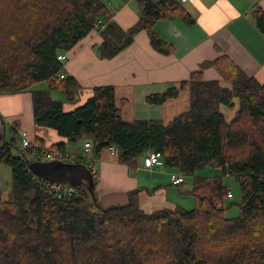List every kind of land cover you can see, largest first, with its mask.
<instances>
[{
    "label": "trees",
    "instance_id": "obj_1",
    "mask_svg": "<svg viewBox=\"0 0 264 264\" xmlns=\"http://www.w3.org/2000/svg\"><path fill=\"white\" fill-rule=\"evenodd\" d=\"M109 6L110 0H0V94L30 93L36 127L66 141L84 137L94 157L113 146L117 162L130 171L147 153H158L164 167L191 178L193 208L147 213L138 190L128 193L125 204L107 208L81 187L70 198L50 197L31 179L33 150H20L15 127H1L0 163L10 168L11 190L7 200L0 190V264H264V83L222 55L203 62L179 89L172 85L147 98L162 104L188 90L187 110L166 125L123 120L111 86L92 89L67 112L64 104H75L81 88L72 77L51 79L63 70L57 56L95 31L97 20L103 22L100 57H114L141 30L156 51L167 53L152 26L181 11L176 0H144L139 21L123 30ZM253 14L264 34V10L255 7ZM189 18L184 20L192 23ZM206 68L220 79L205 80ZM42 83L46 89H37ZM54 91L63 101L52 98ZM234 98L237 109L227 121L221 107ZM34 142L42 159L46 152H64L63 143ZM206 169L219 176L196 175ZM225 178H233L241 194L239 215L232 219L224 217L232 206H225Z\"/></svg>",
    "mask_w": 264,
    "mask_h": 264
},
{
    "label": "crops",
    "instance_id": "obj_2",
    "mask_svg": "<svg viewBox=\"0 0 264 264\" xmlns=\"http://www.w3.org/2000/svg\"><path fill=\"white\" fill-rule=\"evenodd\" d=\"M142 2L110 0L112 21L123 30L130 29L141 17ZM255 7L264 10V0H188L178 14L158 20L152 26L167 53L156 51L147 32L141 30L127 48L110 59L103 58L97 50L103 39L91 31L66 52L68 60L63 65V73L72 77L81 90L77 102L65 103L64 110L69 112L82 104L91 96L92 89L111 86L117 105L122 106L123 120H153L166 125L187 110L188 90H179L176 97L162 104L151 103L147 98L164 94L172 85L179 89V83L188 80L190 73L198 70L203 62L222 55H227L246 75L264 81V34L255 26ZM185 15L192 23L184 20ZM203 78L219 80L220 76L213 68H206ZM1 127L24 128L32 140L38 139L45 147L63 143L64 152L75 157H83V145L90 142L84 137L66 141L52 130L36 127L28 92L0 94ZM15 137L18 143L17 132ZM87 156L100 207L123 205L128 193L138 190L139 206L144 212L184 209L182 203L186 200H182L190 196L189 190L183 191L185 181L179 187L172 186L169 175L175 172L162 162L152 170L144 169L141 163L130 171L107 151L99 157Z\"/></svg>",
    "mask_w": 264,
    "mask_h": 264
},
{
    "label": "built area",
    "instance_id": "obj_3",
    "mask_svg": "<svg viewBox=\"0 0 264 264\" xmlns=\"http://www.w3.org/2000/svg\"><path fill=\"white\" fill-rule=\"evenodd\" d=\"M178 3L181 5H184L188 2V0H177ZM110 10H113L112 8ZM103 24L101 20H97L94 25V30L99 33L100 31V25ZM105 26V24H104ZM68 56L66 53H61L57 56V61L62 63L63 65L67 62ZM66 76L63 73V70L59 72L55 77H52L51 79H59L62 80ZM17 136H18V146L20 150H33L29 163L32 162H39V161H59L66 164H77L82 163L83 165L87 164L88 161V154L91 152L92 146L90 142H86L83 145V153L85 154L83 157H75L74 155L68 154L66 152L57 151V152H46L44 159H42L38 154V147L35 144L34 140H32L27 130L22 128L17 130ZM108 153L110 156H115V148L113 146L109 147ZM160 162V155L155 152H149L147 153L143 160H142V167L144 169H155ZM31 179L37 184L39 190L44 191L47 195L50 197H53L55 199L61 200L73 197L76 194V188L70 185H62L50 181L43 180L35 175H31ZM170 183L172 186L179 187L184 183L185 177L179 173H171L169 175ZM228 197H231V191L228 192Z\"/></svg>",
    "mask_w": 264,
    "mask_h": 264
},
{
    "label": "rangeland",
    "instance_id": "obj_4",
    "mask_svg": "<svg viewBox=\"0 0 264 264\" xmlns=\"http://www.w3.org/2000/svg\"><path fill=\"white\" fill-rule=\"evenodd\" d=\"M260 83H264V81H259ZM224 86H229L227 83L222 82ZM37 89H46V85L44 83L39 84L36 86ZM51 96L53 99L56 100H62L63 97L61 96L60 93L58 92H51ZM232 105L230 107H221L222 111L224 112V115L226 117V120L229 121L233 118L234 113L236 112L237 109V100L234 98L232 99ZM8 130V128H6ZM9 137V135H7ZM79 143V142H78ZM53 162V161H49ZM219 172H216L215 170L212 169H206L203 171H199L196 173L197 176H208L210 178L213 177H218ZM224 184L229 187L231 191V198L225 200V206L227 207L229 204H232L229 208H227L224 211V217L227 219H232L236 218L239 215V209H238V204L241 202V194L238 188L237 183L233 178H225L224 179ZM71 186V185H70ZM183 191L184 190H189L191 189V178H186L185 179V185L183 186ZM0 190H1V198L3 200H7L10 197V190H11V171L10 168L7 167L4 164L0 163ZM186 199H183L182 206L184 210H191L193 208V200L191 196H186ZM190 203V204H189Z\"/></svg>",
    "mask_w": 264,
    "mask_h": 264
},
{
    "label": "water",
    "instance_id": "obj_5",
    "mask_svg": "<svg viewBox=\"0 0 264 264\" xmlns=\"http://www.w3.org/2000/svg\"><path fill=\"white\" fill-rule=\"evenodd\" d=\"M30 172L46 181L68 184L75 188L81 187L85 189L91 196L94 203L97 202L94 192V179L89 169L81 164H66L59 161L48 163H29Z\"/></svg>",
    "mask_w": 264,
    "mask_h": 264
}]
</instances>
